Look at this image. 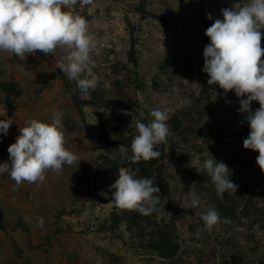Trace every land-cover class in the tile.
Returning a JSON list of instances; mask_svg holds the SVG:
<instances>
[{
  "label": "rangeland",
  "instance_id": "obj_1",
  "mask_svg": "<svg viewBox=\"0 0 264 264\" xmlns=\"http://www.w3.org/2000/svg\"><path fill=\"white\" fill-rule=\"evenodd\" d=\"M236 2L94 0L84 8L78 4L71 10L85 16L97 44L91 55L100 82L88 94L58 68L67 64L64 49L48 56L37 52L25 60L0 52V83L16 81L24 91L11 103L3 101L0 92V113L6 109L13 119L8 134L0 133V149L7 154L0 163L9 161L7 149L26 121L50 123L56 110L63 113L65 146L81 160L65 165L59 175L46 172L42 184L25 182L15 191L10 176L0 175L9 202L15 195L10 204H0V227L7 224L5 220L19 224L21 231L14 240L37 242L29 250L17 249L26 264H53L49 244L67 235L73 264H264V173L256 165L258 153L243 148L250 128L240 123L244 117L235 105V92L225 96L218 85L209 86L203 72V49L210 42L205 30L222 18L221 9ZM210 87L220 94L215 100ZM204 97L207 102L201 103ZM251 108L254 112L259 107L252 102ZM154 109L167 110L170 116L167 143L156 146V150L164 149L170 188L164 210L172 214L181 246L170 260L135 247L124 223L119 230H110L114 208L110 185L117 173H110L105 187L99 183L101 177L94 176L103 152L101 128L108 125L135 136L136 122H149ZM174 119L180 122L178 128ZM210 155L228 165L231 180L241 192L233 226L221 222L211 231L201 219L209 207L220 213V198L203 169ZM189 191L200 196L198 207L187 206ZM253 204L262 212L259 219ZM41 217L43 228L38 226Z\"/></svg>",
  "mask_w": 264,
  "mask_h": 264
},
{
  "label": "clouds",
  "instance_id": "obj_2",
  "mask_svg": "<svg viewBox=\"0 0 264 264\" xmlns=\"http://www.w3.org/2000/svg\"><path fill=\"white\" fill-rule=\"evenodd\" d=\"M92 6L94 0H0V52L11 53L20 60L35 56L37 52L45 56L64 49V59L60 68L69 80L76 82L77 88L84 94L95 90L100 77L94 69L92 52L97 47L96 40L89 32L85 16L71 9ZM222 18H217L205 30L209 43L203 49V72L209 77V86L218 85L225 96L234 91L239 101L238 113L247 123L249 134L243 139V148L258 153L256 165L264 173V0H246L236 2L231 7L221 9ZM209 20L211 13L207 14ZM202 87L198 97L201 96ZM211 98L215 100L220 94L209 88ZM258 102L259 108L254 112L252 102ZM207 98L201 99L206 103ZM228 102V101H226ZM0 116V133L7 135L13 119L7 116L5 109ZM153 118L147 124L136 122L137 135L129 148L121 144L118 147L121 159L131 164L140 161L158 159L161 152L157 145L167 143L170 119L167 110L154 109ZM63 113L53 112L51 122L31 119L19 128V135L7 151L9 161L0 163V175L7 173L15 182L13 190L23 183L42 184L46 172L59 175L65 165L73 166L79 156L65 146L63 131ZM196 163L199 164V158ZM203 169L210 177L216 194L223 198L225 192L236 195L238 185L233 183L232 171L222 161L212 155L203 162ZM135 171L120 167L117 177L110 185L112 201L118 211H137L144 216L157 214L158 218L172 217L170 212L157 207L161 197L160 189L151 178H137ZM188 207L195 208L201 203L195 191H189ZM201 219L209 231L223 222L229 224L228 218H222L219 212L209 207L201 213ZM38 226L43 228L44 219H38Z\"/></svg>",
  "mask_w": 264,
  "mask_h": 264
},
{
  "label": "trees",
  "instance_id": "obj_3",
  "mask_svg": "<svg viewBox=\"0 0 264 264\" xmlns=\"http://www.w3.org/2000/svg\"><path fill=\"white\" fill-rule=\"evenodd\" d=\"M1 99L4 101H13L23 95V89L16 81H5L0 83ZM255 102V101H254ZM11 103V102H10ZM259 107L258 102H255ZM239 107V101L235 102ZM148 122H146L147 124ZM175 128L179 127V120H172ZM134 138L132 135H126L120 130L105 125L101 128L99 133V140L103 146L101 153V161L97 165L94 173L95 177H101L99 183L101 187H105V182L109 178L111 172H116L120 167H125L135 171L138 169L137 178H151L155 186L160 189L159 195L161 197L160 203L157 207L163 209L166 197L169 194L170 188L165 175V153L164 149L157 151L161 152L158 159L150 161H140L136 164H131L127 159H121L118 147L123 144L129 148V155H131L130 146ZM117 155L112 158L111 155ZM7 158L4 150L0 149V158ZM101 175V176H100ZM241 194L239 187L236 195L225 192L223 198H220V215L222 218H228L231 223L225 224L227 227H232L237 219L238 203L236 199ZM252 209L256 218L262 216L261 210L256 205H252ZM110 230L117 231L122 223L125 224L130 238L135 247L143 249L144 251L156 253L162 260L173 259L180 250L179 231L176 223L167 216L158 218L156 213L149 216H144L137 211H118L115 207L110 213Z\"/></svg>",
  "mask_w": 264,
  "mask_h": 264
},
{
  "label": "crops",
  "instance_id": "obj_4",
  "mask_svg": "<svg viewBox=\"0 0 264 264\" xmlns=\"http://www.w3.org/2000/svg\"><path fill=\"white\" fill-rule=\"evenodd\" d=\"M6 191V187L5 184L3 183L2 186H0V201H2V203H0L1 205L3 204V202H5V204H10L11 200L15 199V195L12 199H10L9 202V197H8V193L5 194ZM20 203V202H19ZM17 203V204H19ZM16 204V203H15ZM5 220V219H4ZM5 222L7 223L5 226H1L0 227V264H26L25 260L20 257L19 255V251H17V249H22V248H26L27 250H29L32 245H37V242L34 241L32 244H30V242L27 240V242L25 243H21L18 244V242H16L14 240V235L20 234V225H11L10 222L8 224V221L5 220ZM65 222L64 221H60V224L63 225ZM66 235V234H65ZM15 236V237H19ZM62 241L59 242L58 240L55 241V243H50L49 245H51V247H53L51 249L52 252V257L51 260H53V264H73L75 262H71L69 261V245L71 246L70 243V237H68V235L66 237L62 236L61 237ZM48 245V246H49Z\"/></svg>",
  "mask_w": 264,
  "mask_h": 264
}]
</instances>
